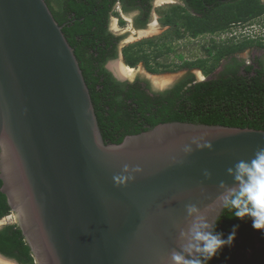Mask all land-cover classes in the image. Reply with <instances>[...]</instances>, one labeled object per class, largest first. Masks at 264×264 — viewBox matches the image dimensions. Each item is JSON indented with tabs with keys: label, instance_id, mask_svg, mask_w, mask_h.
<instances>
[{
	"label": "water",
	"instance_id": "1",
	"mask_svg": "<svg viewBox=\"0 0 264 264\" xmlns=\"http://www.w3.org/2000/svg\"><path fill=\"white\" fill-rule=\"evenodd\" d=\"M62 28L44 0H0V192L34 264H164L185 206L216 222L264 130L169 122L105 144Z\"/></svg>",
	"mask_w": 264,
	"mask_h": 264
},
{
	"label": "trees",
	"instance_id": "2",
	"mask_svg": "<svg viewBox=\"0 0 264 264\" xmlns=\"http://www.w3.org/2000/svg\"><path fill=\"white\" fill-rule=\"evenodd\" d=\"M73 49L93 104L97 124L105 144H120L126 136L148 131L169 122L221 125L264 130V70L246 68L216 75L199 82H182L163 93L146 94L139 80L119 83L104 69L107 60L116 57L113 38L106 34L108 11L115 0H44ZM185 7L172 6L161 19L169 25L164 34L141 40L122 49L123 62L133 68L148 66V49L176 41L182 32L190 38L227 30L232 23H247L264 14L260 0H184ZM205 5L210 6L206 8ZM193 10L194 14L189 10ZM249 44L213 46L205 52L213 66L225 56L244 50ZM151 72L177 68H201L202 62H184L170 47L156 52ZM180 64H175V61ZM148 68V67H147ZM2 182L0 180V188ZM11 213L0 192V219ZM217 232L225 238L238 225L234 249L225 247L209 264L236 263L235 250L253 249L251 258L242 255L245 264H264V253L255 249L258 241L264 252V232L254 230L250 219L239 220L223 209L217 220ZM0 254L19 264H34L30 249L16 224L0 229ZM263 257V258H262ZM228 261V262H227Z\"/></svg>",
	"mask_w": 264,
	"mask_h": 264
},
{
	"label": "clouds",
	"instance_id": "3",
	"mask_svg": "<svg viewBox=\"0 0 264 264\" xmlns=\"http://www.w3.org/2000/svg\"><path fill=\"white\" fill-rule=\"evenodd\" d=\"M212 144H198L199 150H212ZM186 147L185 152L191 153ZM136 172L140 169L136 168ZM124 173H129L127 165ZM211 179L207 170L203 173ZM232 178L231 186L221 181L218 185L220 194L217 200L221 206L239 220L250 219L254 230L264 232V147L258 148L250 159L238 160L227 169ZM118 183L125 179L132 180L131 175L114 177ZM186 222L179 229L176 247L170 251L164 264H209L225 247H231L236 239L238 225L225 238L217 232V222H211L195 204L185 206Z\"/></svg>",
	"mask_w": 264,
	"mask_h": 264
},
{
	"label": "flooded vegetation",
	"instance_id": "4",
	"mask_svg": "<svg viewBox=\"0 0 264 264\" xmlns=\"http://www.w3.org/2000/svg\"><path fill=\"white\" fill-rule=\"evenodd\" d=\"M159 2L166 3V4L170 5L169 7H167V9L171 8L172 6L185 7V1L184 0H115L111 9L108 11V15L106 18V24L104 25L106 34L111 36L113 38V42L115 43L114 44L115 48L109 47L106 50V52L108 54L113 52V51L116 53L115 58L109 59L105 62L104 66H103L104 69L111 74V76L113 77V79L115 81H117L119 83L132 84L135 80H139L140 84H141V89H143L146 92V94H148L149 96H152L153 93L166 92V91L172 89L175 85L182 83V82H185L187 84H189L190 82H193V83L198 82V81H196L195 75L193 73H190L188 70L185 77H183L180 81L176 82L175 84L170 85L169 87H166L163 90H157L156 91L152 88V86L149 82L144 81V80L139 79V78H135L132 82L119 81L114 77L115 72H113V70L110 68V66L108 67V63L117 59V58H120L121 63H123V66H125V64L123 62V56H122V49L125 46H120V45L122 43H124L123 41H125V38L128 37L127 35L130 31H133L132 32L133 37H138L139 35L142 36L141 34H143L144 31L149 30L152 27V25L155 24L154 27H156L158 25V19H159L162 27H164V30L170 29L169 25H163L161 22V19L164 16L167 9L165 10V12L163 13L161 18L153 17L154 16L153 13L155 11V6ZM260 2L262 4H264V0H260ZM205 6H206V8L210 7L208 5H205ZM189 12L194 14L193 10H191V9L189 10ZM114 16H116V18H114ZM263 18H264V14H262L260 17H257L255 19L248 21L247 23H250V22L257 23L259 19H263ZM113 19L116 20L117 25H120L122 23L124 24L126 21L129 24L128 30H124L123 32H121V29H119V30L113 29V24H112ZM235 24H237V23H232L231 25L233 26ZM257 25H258V28L262 29V34H259V32L253 31V33L256 34L255 36H253L251 34H247V35H236V36H231V37L226 36V37L221 38L220 36L217 35L216 38L208 39V42L210 43L209 44L210 47H208V46L205 47V45H203V51L205 52V50L210 49L214 45L215 46H220V45L227 46L229 44H234L236 46L240 45V44H249L246 47V49L250 48V47L254 46L253 43L256 42V40H258L259 42L263 41V39H261L264 37L263 23H262V26L259 24H257ZM164 33L165 32L161 33L160 35H162ZM208 35L210 36L212 34L199 35L195 38H190V40L198 42L197 40L199 38H203L204 36H208ZM153 36L155 37V35H152L149 38L148 37L138 38V40L141 41V40H145V39L154 38ZM179 40H181V38L176 40V41H179ZM250 44H252V45H250ZM258 46H260L259 43L257 45V48H258ZM238 52L223 57L218 63L219 65L216 69L217 72H215V74L212 77L219 75V74H226V73L235 72V71H238L239 74L243 75L246 68H251L253 72L256 70H264V49H263V51H261L259 49V52L258 51L252 52V54L248 57V59L237 56L236 54ZM260 52H263L262 55ZM176 54L179 55L178 53H176ZM179 56H181V55H179ZM181 57H183V56H181ZM183 59H184L183 60L184 62H188V63L198 62L196 58H195L196 61L192 60L191 57H188V59H185L183 57ZM175 64H180V62L177 60V63L175 61ZM168 72H171V71H165L162 73H168ZM208 79H210V78H208ZM261 246H263V245H261L258 241L255 243V249L260 251L261 253H264L261 251ZM231 248L234 249V245H232ZM252 252H253V249H251V248H248L246 250H243V249L235 250L233 256L235 258L236 263H230L228 261L227 262H228V264H245L243 261L242 255H246L247 258L252 259L251 258ZM9 259H11V258H9ZM11 260H13L15 263L19 264L16 260H14V259H11Z\"/></svg>",
	"mask_w": 264,
	"mask_h": 264
},
{
	"label": "rangeland",
	"instance_id": "5",
	"mask_svg": "<svg viewBox=\"0 0 264 264\" xmlns=\"http://www.w3.org/2000/svg\"><path fill=\"white\" fill-rule=\"evenodd\" d=\"M174 3V2H173ZM174 5V4H173ZM170 5L166 4V3H162L159 2L156 6H155V11H154V16L153 17H157V18H161L163 13L165 12V10L167 9V7H169ZM114 18H116V16H114ZM154 20V19H153ZM262 23H264V18L263 19H259L258 22L256 23L262 26ZM113 29L119 30L121 29V32H123L124 30H128L129 28V24L125 21V23L117 25L116 24V20L113 19ZM157 29V33L155 34V37H158L161 33L166 32L168 29L164 30V27H162L159 19H158V25L155 27ZM169 31V30H168ZM256 32H259V34H262V29L260 28H256L255 30ZM132 32L130 31L128 33V37L125 38V41H123L124 43H122L120 46H126V45H130L133 43L139 42L138 38H141L143 36H138V37H133L132 36ZM258 34V35H259ZM251 35L255 36L256 34H254L251 31ZM150 36H148L149 38ZM154 37V36H153ZM211 36H204L203 38H199L197 41H192L190 40V37L187 35V33L182 32V37L181 40L179 41H168L164 46L162 45H158L156 48L153 49H148L147 50V55H148V59H149V63H148V68L143 64V63H139L137 64L135 67L130 68L131 69V73L129 76L124 77L122 81H128V82H132L135 78H139L142 79L144 81H147L151 84L152 88L154 90H163L166 87H169L172 84H175L176 82L180 81L183 77H185V75L187 74V71L189 70L190 73H193L195 75L196 81H203V80H207L208 78H211L215 72H217V67L219 64H216L213 66L212 63V58L211 56H208L204 51H203V45L209 46V42L208 39H210ZM263 39V41H258L256 40V42L253 43L254 46L250 47V48H245L242 51H239L236 55L243 57L245 59H248V57L252 54V52H259V49L261 51H263L264 49V37L261 38ZM255 41V40H254ZM258 43L260 44V46L257 45ZM252 45V44H250ZM166 47H170L173 51H175V53H178L179 55L183 56L185 59H188V57H191L192 60H195V58L197 59L198 62L195 63H199V61L202 62V67L201 68H196V67H191V68H175L173 67L172 70H170L171 72L168 73H162V72H151L149 69L154 68V65L152 64V58L154 56V54L156 52H163L164 49H166ZM261 55L263 52H260ZM177 55V54H176ZM196 61V60H195ZM121 60L120 58H117L111 62L108 63V67L110 66V68L113 70L112 66L114 64H119L122 67V64L120 63ZM177 63V61H176ZM219 63V62H218ZM126 67V65H125ZM114 72V71H113ZM171 77V82L168 83L165 86H157L152 77ZM15 224V220L14 217L12 215V213H10L9 215H7L6 217L0 219V227H4L6 225H13Z\"/></svg>",
	"mask_w": 264,
	"mask_h": 264
},
{
	"label": "bare ground",
	"instance_id": "6",
	"mask_svg": "<svg viewBox=\"0 0 264 264\" xmlns=\"http://www.w3.org/2000/svg\"><path fill=\"white\" fill-rule=\"evenodd\" d=\"M154 25H152V27L147 30V31H144L143 34H141L143 37H148V36H152V35H155L157 33V29L154 27ZM113 68V71L115 72V74L120 77V78H124V77H127L130 75V73L132 72L131 69L129 67H125L122 65H119V64H114L112 66ZM153 78V81L154 83L157 85V86H165L167 85L168 83L171 82V77H152ZM1 263V262H0Z\"/></svg>",
	"mask_w": 264,
	"mask_h": 264
},
{
	"label": "built area",
	"instance_id": "7",
	"mask_svg": "<svg viewBox=\"0 0 264 264\" xmlns=\"http://www.w3.org/2000/svg\"><path fill=\"white\" fill-rule=\"evenodd\" d=\"M264 26V23H263ZM258 27L256 23L250 22V23H237L235 25H231L227 30L214 33L210 35L211 39L216 38V36H220L221 38L226 37V36H236V35H247L251 34V31L255 30Z\"/></svg>",
	"mask_w": 264,
	"mask_h": 264
}]
</instances>
